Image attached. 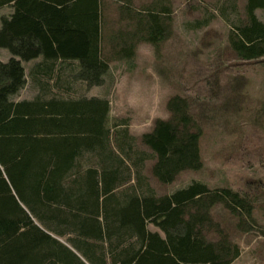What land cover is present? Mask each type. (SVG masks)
<instances>
[{"label": "trees", "instance_id": "obj_1", "mask_svg": "<svg viewBox=\"0 0 264 264\" xmlns=\"http://www.w3.org/2000/svg\"><path fill=\"white\" fill-rule=\"evenodd\" d=\"M7 4L14 12L2 18L0 45L19 58L0 61V264H231L237 259L241 248L215 221L213 208L228 209L240 227L255 221L253 202L241 192L211 189L202 181L164 195L149 185L122 189L131 176L122 172V152L129 154L124 143L121 151L105 152L98 167L80 163L85 152H104L110 140L108 98L12 99L27 83L22 60L41 51L48 76L50 61L64 59L78 61V79L91 86L104 83L109 60L102 55V0H0V7ZM246 7L248 23L232 29L230 42L239 56L259 58L264 22L256 10L264 8V0H247ZM137 31L154 45L168 33L154 11L139 19ZM120 51L130 57L134 47ZM167 108L170 117L156 119L141 137L155 153L152 172L162 183L203 166V126L189 100L173 95ZM36 219L47 230L68 235L77 252Z\"/></svg>", "mask_w": 264, "mask_h": 264}, {"label": "rangeland", "instance_id": "obj_2", "mask_svg": "<svg viewBox=\"0 0 264 264\" xmlns=\"http://www.w3.org/2000/svg\"><path fill=\"white\" fill-rule=\"evenodd\" d=\"M163 5L170 11L163 12ZM246 6L247 0H102V55L109 60L104 83L91 86L78 79V61L58 64V71L67 68V80L34 81L31 69L38 57L22 60L27 83L12 99L108 98L110 140L102 153L85 152L81 165L100 166L105 152L121 151L124 143L129 154L122 152L126 158L122 172L131 176L122 189L149 185L157 195H164L202 181L211 189L241 192L253 202L255 221L245 220L240 227L221 205L213 208L214 218L241 248L231 264H264V56L243 58L230 42L232 29L248 23ZM10 8L0 7V28ZM149 11L159 13L167 24V36L158 45L142 39L137 31L139 19ZM256 15L264 22V8ZM131 45L134 53L126 57L120 50ZM8 51L0 50L3 62L12 57ZM173 95L189 100L191 113L203 126V166L162 183L152 172L155 153L141 137L152 130L156 119L170 117L167 103ZM150 228L159 230L153 224ZM47 231L77 252L68 235Z\"/></svg>", "mask_w": 264, "mask_h": 264}, {"label": "crops", "instance_id": "obj_3", "mask_svg": "<svg viewBox=\"0 0 264 264\" xmlns=\"http://www.w3.org/2000/svg\"><path fill=\"white\" fill-rule=\"evenodd\" d=\"M6 6H10L11 8L8 12H6V14L3 17H10V15L14 12V6H13V4H9ZM2 26H3V20H2ZM5 49L9 50L8 53H10L12 56H16L17 58H19L18 53H13L9 47L0 45V50H5ZM38 55H39L38 57H41V58H39V60L36 61V64H34V65L32 64V66H33V68L31 69V74L33 77L32 80L37 81V82L41 81V80H44L46 82H57L58 80H61L62 78H65V80H67V77H66L67 76V72H66L67 68L64 67L63 71H61V70L58 71L57 67H58V64L60 62H63V64H67L70 60L58 59L54 62L50 61V66L52 67V71H51V76H48L46 73L43 72L44 67H47L46 65H49L47 59H44L46 52L41 51L38 53ZM37 58H35V59H37ZM1 59L2 58H0V60ZM26 66H24L25 71L27 70Z\"/></svg>", "mask_w": 264, "mask_h": 264}]
</instances>
